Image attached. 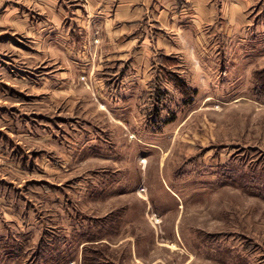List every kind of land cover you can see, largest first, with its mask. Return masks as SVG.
<instances>
[{
    "label": "rangeland",
    "instance_id": "rangeland-1",
    "mask_svg": "<svg viewBox=\"0 0 264 264\" xmlns=\"http://www.w3.org/2000/svg\"><path fill=\"white\" fill-rule=\"evenodd\" d=\"M253 49L225 73L190 72L192 86L153 84L123 120L83 73L78 99L32 97L15 125L33 128L30 159L1 184L0 233L23 230L17 264H264V33Z\"/></svg>",
    "mask_w": 264,
    "mask_h": 264
},
{
    "label": "crops",
    "instance_id": "crops-1",
    "mask_svg": "<svg viewBox=\"0 0 264 264\" xmlns=\"http://www.w3.org/2000/svg\"><path fill=\"white\" fill-rule=\"evenodd\" d=\"M262 33L264 0H0V68L15 74L0 80L12 95L0 91V206L10 197L1 184L22 176L30 159L33 128L15 125L32 97L75 98L83 73L101 109L123 120L153 84L171 88L178 76L192 86V71L240 64ZM37 135L48 142L47 133ZM3 211L16 218L11 204ZM6 226L0 264H17L23 230Z\"/></svg>",
    "mask_w": 264,
    "mask_h": 264
},
{
    "label": "trees",
    "instance_id": "trees-1",
    "mask_svg": "<svg viewBox=\"0 0 264 264\" xmlns=\"http://www.w3.org/2000/svg\"><path fill=\"white\" fill-rule=\"evenodd\" d=\"M254 77H255L254 78L255 81L262 87L261 90L264 91V68H261L260 70H256ZM83 264H99V262L97 260L96 255L88 254L87 256H85L84 253Z\"/></svg>",
    "mask_w": 264,
    "mask_h": 264
},
{
    "label": "bare ground",
    "instance_id": "bare-ground-1",
    "mask_svg": "<svg viewBox=\"0 0 264 264\" xmlns=\"http://www.w3.org/2000/svg\"><path fill=\"white\" fill-rule=\"evenodd\" d=\"M206 100H208V99H206ZM210 100V99H209Z\"/></svg>",
    "mask_w": 264,
    "mask_h": 264
}]
</instances>
